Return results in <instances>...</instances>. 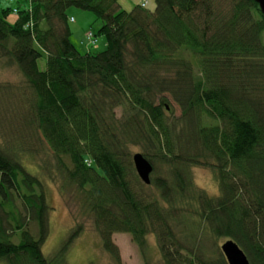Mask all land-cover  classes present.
<instances>
[{
	"label": "trees",
	"instance_id": "1",
	"mask_svg": "<svg viewBox=\"0 0 264 264\" xmlns=\"http://www.w3.org/2000/svg\"><path fill=\"white\" fill-rule=\"evenodd\" d=\"M147 4L0 0V59L22 76L0 83V116L11 126L0 144V264H68L84 230L44 254L52 207L23 161L35 140L49 146L116 264L117 233L144 254L154 236L162 264H229L222 239L264 264V14L256 0ZM71 7L101 19L106 50L76 48ZM134 149L153 165L150 185ZM195 166L213 170L218 195L196 187Z\"/></svg>",
	"mask_w": 264,
	"mask_h": 264
},
{
	"label": "rangeland",
	"instance_id": "2",
	"mask_svg": "<svg viewBox=\"0 0 264 264\" xmlns=\"http://www.w3.org/2000/svg\"><path fill=\"white\" fill-rule=\"evenodd\" d=\"M146 2H148L147 9L154 11L156 0H119L121 8L126 11H131L139 4L143 6ZM5 3L10 5L9 2L5 1ZM68 16L69 19L72 17L75 19L69 22L71 40L81 53L84 54L91 49L94 53L106 50L107 38L105 35L99 34L102 21L94 12L71 7L68 9ZM11 21H13V18H11ZM89 32H93L97 38V42L94 45L88 39ZM185 55L188 58L193 56L190 51H187ZM192 60H194V57ZM38 65L41 70H45L47 66L46 57L40 58ZM21 79L22 76L15 65H9L6 60L0 59V83L19 82ZM165 97L170 99L175 107L176 114L179 115V108L171 96L165 94ZM117 113L120 115L121 110L118 109ZM10 127V124L0 116L1 145H5L7 132H9ZM49 150L47 144H41L35 140L33 144L25 148V157L23 158L25 165L43 180L47 199L52 207L50 234L43 247L44 254L51 256L55 253L69 232L82 224L84 230L69 251L68 264H91V262L92 264H116L112 257L103 250L101 237L95 230L92 215L87 207L84 206L83 200L79 197L74 187L65 185L62 176L55 170L53 158L47 155ZM136 152L141 151L134 149L133 154ZM47 166H49L50 170ZM191 172L197 188L205 190L211 195L219 194V185L211 168L195 166ZM225 240L218 241L217 246H221ZM14 241L18 242L19 238L16 237ZM114 241L120 248L123 264H146L145 255H147L151 264H162L154 236L148 237L146 254L134 243L132 236L129 234L117 233L114 235Z\"/></svg>",
	"mask_w": 264,
	"mask_h": 264
},
{
	"label": "water",
	"instance_id": "3",
	"mask_svg": "<svg viewBox=\"0 0 264 264\" xmlns=\"http://www.w3.org/2000/svg\"><path fill=\"white\" fill-rule=\"evenodd\" d=\"M262 13L264 14V0H256ZM133 161L136 171L141 180L150 185L152 182V174L154 171L152 163L144 156L143 153L137 152L133 155ZM221 249L226 256L229 264H251L245 251L234 240H226Z\"/></svg>",
	"mask_w": 264,
	"mask_h": 264
},
{
	"label": "built area",
	"instance_id": "4",
	"mask_svg": "<svg viewBox=\"0 0 264 264\" xmlns=\"http://www.w3.org/2000/svg\"><path fill=\"white\" fill-rule=\"evenodd\" d=\"M146 3H144L143 6H145ZM15 13H16V10H15ZM88 39H89L90 43L93 44V45L96 44V42H97V38H96V36L94 35L93 32H89L88 33Z\"/></svg>",
	"mask_w": 264,
	"mask_h": 264
},
{
	"label": "bare ground",
	"instance_id": "5",
	"mask_svg": "<svg viewBox=\"0 0 264 264\" xmlns=\"http://www.w3.org/2000/svg\"><path fill=\"white\" fill-rule=\"evenodd\" d=\"M27 27V26H26Z\"/></svg>",
	"mask_w": 264,
	"mask_h": 264
}]
</instances>
